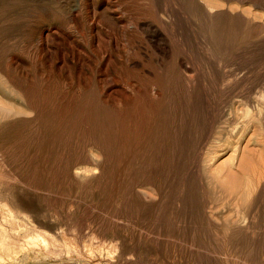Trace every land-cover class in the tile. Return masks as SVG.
Segmentation results:
<instances>
[{
	"label": "rangeland",
	"instance_id": "obj_1",
	"mask_svg": "<svg viewBox=\"0 0 264 264\" xmlns=\"http://www.w3.org/2000/svg\"><path fill=\"white\" fill-rule=\"evenodd\" d=\"M260 96L264 0H0V264H264Z\"/></svg>",
	"mask_w": 264,
	"mask_h": 264
},
{
	"label": "bare ground",
	"instance_id": "obj_2",
	"mask_svg": "<svg viewBox=\"0 0 264 264\" xmlns=\"http://www.w3.org/2000/svg\"><path fill=\"white\" fill-rule=\"evenodd\" d=\"M260 97L262 98V100H264L263 96H260ZM262 100H260V101H262ZM253 109H255L257 111V113H259V115H261V113H262V107H259L258 102H257V107H256V105L254 107H252V106L249 107V105H247L245 112H246V117H249L250 120H248L244 125H242L244 127V129H246L248 127L249 123H251L254 120V119L252 120L253 117L249 116L250 112ZM236 130H238V126L233 128V132H235ZM0 163H2V162H0ZM1 175H3V174L0 173V176ZM0 209H1V213H0V215H1V217H0V252H2V251L7 252V255H8V254H10V252L13 253L16 250H19V251L23 250L24 247H26V245H30L29 247H33V248H35L34 246H38V245L40 246V244L38 243L39 242L38 239L41 237H40L39 231H37L38 228L32 223L30 224V221H29V219L25 213H23L18 208L13 207L12 205L7 204V203L2 202V201H0ZM29 224H30V226H29ZM42 235H44V234H42ZM23 239H25L28 244L26 243L24 245H20L19 243ZM44 241L45 240H43L41 242H44ZM63 242H65V241H63ZM67 243H68V238H67ZM69 244H71V242L68 243V245ZM72 244H73V242H72ZM71 247H72V245H71ZM75 251H77V250H75ZM16 253L18 254L19 252H16ZM32 255H34V254H32ZM10 258H11V256H10Z\"/></svg>",
	"mask_w": 264,
	"mask_h": 264
}]
</instances>
